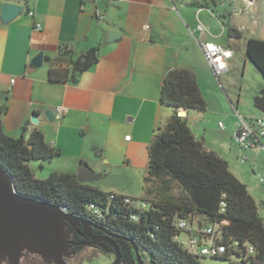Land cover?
I'll return each instance as SVG.
<instances>
[{
    "label": "crops",
    "instance_id": "crops-1",
    "mask_svg": "<svg viewBox=\"0 0 264 264\" xmlns=\"http://www.w3.org/2000/svg\"><path fill=\"white\" fill-rule=\"evenodd\" d=\"M6 3L22 6L24 12L8 24L0 20L4 133L19 139L24 128L26 136L40 131L45 144L60 152L41 171L76 176L81 163L94 174L82 184L134 199L143 195L148 145L173 115L159 101L166 72L187 69L200 89L199 71L207 69L199 41L189 30L198 22L205 25L203 40L232 52L228 67L235 48L227 42L242 38L243 28L232 25L229 28L238 38L223 41L227 35L223 21L210 10L190 9L188 0H94L95 10L86 0H0V15ZM247 6L254 10V5ZM29 11L33 17L27 15ZM35 24L40 30L34 29ZM111 31L118 37L109 42ZM248 39L252 38L244 40V51ZM64 47L76 54L98 48V62L73 76L76 83H50L46 59L53 60ZM40 54L42 65L32 67ZM56 107L65 108V114L47 120L46 114H54ZM189 112H185L187 120ZM33 115L36 124L30 121Z\"/></svg>",
    "mask_w": 264,
    "mask_h": 264
},
{
    "label": "trees",
    "instance_id": "trees-1",
    "mask_svg": "<svg viewBox=\"0 0 264 264\" xmlns=\"http://www.w3.org/2000/svg\"><path fill=\"white\" fill-rule=\"evenodd\" d=\"M193 5L213 12L216 3L203 0ZM227 36L238 38L237 32L229 27ZM245 55L264 79V40L248 39ZM98 58V48L76 54L64 47L53 60L46 59L48 81L68 83L73 76L88 72ZM159 101L171 108L173 115L155 132L147 148L144 197L140 199L148 204L147 210L126 208L123 196L108 204L110 194L79 183L75 175L51 174L45 180L36 179L29 164L38 162L42 167L60 152L49 148L38 130L26 136L24 128L19 139L8 137L2 125L3 107H0V166L21 196L65 207L75 216L89 205L104 212L105 220L99 225L118 249L119 264H135V250L143 264H200L199 258L187 254L173 240L182 234L176 227L179 221L218 228L226 252L212 259L227 264H264V218L259 214L258 204L247 187L230 173L228 163L208 151L188 127L187 119L177 116L180 110L206 111L196 76L187 69L168 70ZM248 246L253 248V255L248 254ZM98 249L113 254L108 243Z\"/></svg>",
    "mask_w": 264,
    "mask_h": 264
},
{
    "label": "rangeland",
    "instance_id": "rangeland-1",
    "mask_svg": "<svg viewBox=\"0 0 264 264\" xmlns=\"http://www.w3.org/2000/svg\"><path fill=\"white\" fill-rule=\"evenodd\" d=\"M188 1L189 8L195 11L193 3L196 0ZM214 1L216 5L211 13L221 19L227 27L232 25L242 27V38L231 42H227L229 40L227 35L223 38V41L235 48L234 61L229 63L227 73L216 79L204 61L207 69L199 71V86L207 108L203 113L190 111L187 124L208 151L214 152L228 162L230 173L236 175L247 187L249 194L258 204L259 214L264 218V152L259 149L244 151L237 145L235 138L238 116L249 125L252 119L261 117L256 110L255 100L264 92V79L246 58L243 43L248 37L264 40V1H254V10L248 7L244 0ZM235 12H238V15H234ZM209 16L215 19L214 16ZM261 143H264V138ZM243 158L247 161L241 162ZM30 166L37 178L45 180L51 175L50 170L41 171L39 164L30 163ZM181 238L184 239L185 235L181 234ZM114 260V254H105L98 248L85 247L69 264H112ZM198 261L200 264H227L225 261L209 258H199ZM21 264L43 262L34 259L29 262L22 261Z\"/></svg>",
    "mask_w": 264,
    "mask_h": 264
},
{
    "label": "water",
    "instance_id": "water-1",
    "mask_svg": "<svg viewBox=\"0 0 264 264\" xmlns=\"http://www.w3.org/2000/svg\"><path fill=\"white\" fill-rule=\"evenodd\" d=\"M86 2L92 10H95L94 0H86ZM23 12L22 6L6 3L2 6L0 20L8 24L20 17ZM117 37L118 34L111 31L108 41L112 42ZM42 63L43 56L40 54L32 60L31 66L38 68ZM71 82L76 83V78L72 77ZM255 107L264 116V92L255 100ZM53 116L52 112L46 114L49 121ZM30 121L36 124L37 117L33 115ZM76 178L79 183H85L91 181L94 174L80 163ZM62 222L71 226H90L87 220L64 213L59 206L17 194L11 178L0 166V244L3 243L9 248L11 254L9 264H19L20 251L26 242L29 245L35 242L41 244L43 249L52 256L55 264H66L54 249L59 245ZM103 241L110 244L113 249L115 260L112 264H119L120 255L114 242L109 237L103 238ZM135 256V264H143L136 250Z\"/></svg>",
    "mask_w": 264,
    "mask_h": 264
},
{
    "label": "built area",
    "instance_id": "built-area-1",
    "mask_svg": "<svg viewBox=\"0 0 264 264\" xmlns=\"http://www.w3.org/2000/svg\"><path fill=\"white\" fill-rule=\"evenodd\" d=\"M254 1H247L248 5H253ZM29 17H33V12H28ZM96 16L100 17L99 13ZM40 25L35 24L34 29L40 30ZM148 29V27H145ZM189 34L195 37L199 41V46L201 52L207 62L213 76L217 79L219 76L227 73L228 71V61L232 57V52L216 43L207 42L203 40V36L207 34V29L198 22L196 26L189 30ZM13 83V81H12ZM66 110L63 107H56L54 109V115L57 120L61 119L65 114ZM179 118H186L185 111L180 110L177 113ZM252 123L249 125L243 119L238 116V121L236 124L235 138L237 145L240 149L244 151L257 150L264 152V143L261 140L264 138V116L261 115L260 118L252 119ZM222 128V125L219 124ZM129 137H126L128 140ZM247 159H241V162H246ZM263 183V180L260 179ZM115 197H119L115 194H110L108 198V204H111ZM124 197V196H123ZM123 206L126 208H132L138 211L147 210L148 204L140 199H134L129 197H124L122 199ZM64 213H69L65 207H61ZM78 217L84 219H91L96 223H101L105 220L104 212L94 207V205H89L83 212L82 215ZM135 220V218H132ZM177 229L185 235V238H181V234L173 238L174 242L187 254L192 257L197 258H219L223 256L226 252L225 246L222 245L219 237L220 233L218 228L213 225H205L202 227L192 226L187 221H179L177 223ZM247 252L249 255L254 254V250L251 246L247 247ZM148 264V263H146Z\"/></svg>",
    "mask_w": 264,
    "mask_h": 264
},
{
    "label": "flooded vegetation",
    "instance_id": "flooded-vegetation-1",
    "mask_svg": "<svg viewBox=\"0 0 264 264\" xmlns=\"http://www.w3.org/2000/svg\"><path fill=\"white\" fill-rule=\"evenodd\" d=\"M38 200V199H35ZM41 201V200H40ZM45 202V201H44ZM81 213L80 215H82ZM84 219V218H83ZM90 223V226H71L62 222L61 231L59 234V245L54 248L56 253L69 264L73 261L81 250L85 247L100 248L102 244L106 243L103 238H106L105 230L96 222L91 219H85ZM41 244H26L22 247L19 256V264L22 261H34L40 259L43 264H55L52 256L46 250H42ZM11 254L9 248L1 243L0 244V264H9Z\"/></svg>",
    "mask_w": 264,
    "mask_h": 264
}]
</instances>
